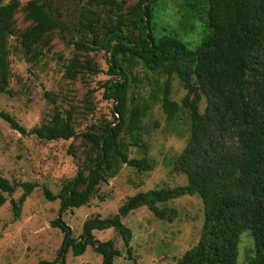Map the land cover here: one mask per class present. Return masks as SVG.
<instances>
[{"label":"trees","instance_id":"obj_1","mask_svg":"<svg viewBox=\"0 0 264 264\" xmlns=\"http://www.w3.org/2000/svg\"><path fill=\"white\" fill-rule=\"evenodd\" d=\"M199 0L188 2L192 7L185 15L204 24L205 33L195 49H191L177 35H156L153 26L155 5L158 0H138L130 11L121 13L119 0H86L81 6L79 26L96 33L102 23L104 31L93 42L109 54L110 78L105 93L113 100L115 122L108 123L101 132H86L84 138L96 151L86 166L89 176L84 187L82 171L74 180L53 194L44 189L48 200H60V211L89 203L97 186L116 175L120 164L140 171L152 170L146 158L129 157L123 132L131 133L134 144L138 141L133 131L139 124L146 107L129 109L127 106L128 76L119 55L128 53L154 72H162L167 79L161 89V105L169 121L179 117L182 108H188L189 138L176 160V168L187 177L185 186L154 189L128 197L118 213L109 218L95 216L86 219L78 239L71 237L70 227L58 217L52 227L61 228L65 237L57 257L40 264H65V254L71 249L75 256L82 255L90 246L102 256L103 264H113L120 251L111 240L100 241L94 230L115 228L125 244L132 237L131 230L122 223L129 212L147 206L155 216L164 218V203L185 194H196L203 202L204 225L198 243L184 252L178 264H236L237 243L244 232L252 237L253 255L247 264H264V0ZM19 8L17 0H0V92L9 84L10 49L8 37L12 34L13 16ZM23 10L31 25L19 37L28 46L42 39L58 27V21L48 9V1L28 0ZM184 21V27L193 25ZM77 46L87 48L82 42ZM74 69L80 64H72ZM176 74L187 90L183 105L170 98L169 78ZM73 75V74H72ZM193 95V99L189 97ZM206 99L200 113L198 103ZM1 116L21 134H34L40 139H70L76 135L70 118L65 120L55 113L51 120L26 130L9 114ZM18 201L11 200L14 216L35 186L24 183ZM14 185L0 175V206L12 193Z\"/></svg>","mask_w":264,"mask_h":264},{"label":"rangeland","instance_id":"obj_2","mask_svg":"<svg viewBox=\"0 0 264 264\" xmlns=\"http://www.w3.org/2000/svg\"><path fill=\"white\" fill-rule=\"evenodd\" d=\"M10 0H4L8 2ZM19 8L12 21L8 37L10 54L9 84L0 92V175L14 185L12 193H4L5 203L0 206V264H40L52 262L60 251L65 237L61 228L52 227L51 221L61 217L70 227L71 237L78 239L86 219L99 216L113 217L128 197L154 189L173 188L187 184L186 174L176 168V160L189 138L188 108H182L179 117L169 121L163 112L161 89L168 78L162 72L146 69L140 60L128 53L119 60L128 76L127 106L129 109L146 107L139 130L125 131L121 139L129 157L148 158L152 170L140 171L120 164L115 176L97 186L86 205L60 211V200H48L44 189L53 194L75 179L82 171L84 183L89 176L86 166L96 151L84 138L86 132L99 133L110 122L116 121L113 100L105 93L106 81L118 76L109 74V54L93 42L104 31L102 23L96 33L79 26L81 6L86 0L48 1V9L58 21V27L42 39L25 46L20 34L31 21L23 10L28 0H17ZM123 2L121 13L131 10L138 0ZM193 0H158L154 9L153 26L156 35L172 34L195 49L205 33L204 24L185 15ZM198 4V1L195 5ZM202 0H199V6ZM192 30L184 27V21ZM84 43L87 48L76 45ZM80 64L74 69L72 64ZM73 74V75H72ZM170 98L183 105L187 90L179 77L169 78ZM193 99V95L189 100ZM206 99L201 97L200 113L205 111ZM12 116L26 130L49 122L55 113L65 120L70 118L76 135L70 139L46 140L34 134H21L1 116ZM33 187L14 216L11 200L18 201L24 183ZM166 210L159 218L145 205L122 217V223L132 232L125 244L115 228L94 230L100 241L111 240L120 251L113 264H178L185 251L194 247L201 238L204 225V206L196 194H185L164 203ZM253 240L244 232L237 243L236 264H247L253 255ZM65 264H103L102 256L88 246L82 255L75 256L71 249L65 254Z\"/></svg>","mask_w":264,"mask_h":264}]
</instances>
